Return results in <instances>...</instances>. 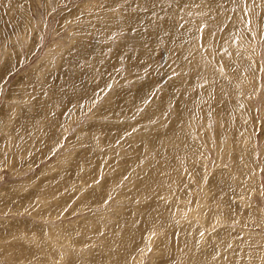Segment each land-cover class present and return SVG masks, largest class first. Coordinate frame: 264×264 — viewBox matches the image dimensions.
Returning <instances> with one entry per match:
<instances>
[{"label": "rangeland", "instance_id": "1", "mask_svg": "<svg viewBox=\"0 0 264 264\" xmlns=\"http://www.w3.org/2000/svg\"><path fill=\"white\" fill-rule=\"evenodd\" d=\"M0 264H264V0H0Z\"/></svg>", "mask_w": 264, "mask_h": 264}]
</instances>
